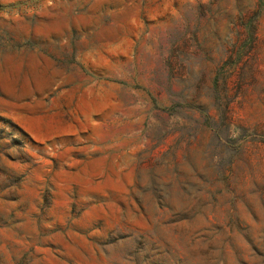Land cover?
Listing matches in <instances>:
<instances>
[{
    "label": "rangeland",
    "instance_id": "1",
    "mask_svg": "<svg viewBox=\"0 0 264 264\" xmlns=\"http://www.w3.org/2000/svg\"><path fill=\"white\" fill-rule=\"evenodd\" d=\"M0 264H264V0H0Z\"/></svg>",
    "mask_w": 264,
    "mask_h": 264
}]
</instances>
